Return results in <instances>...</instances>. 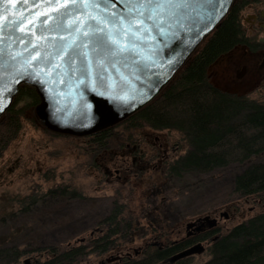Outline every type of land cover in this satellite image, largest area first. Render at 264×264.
Segmentation results:
<instances>
[{"label":"water","instance_id":"95a60500","mask_svg":"<svg viewBox=\"0 0 264 264\" xmlns=\"http://www.w3.org/2000/svg\"><path fill=\"white\" fill-rule=\"evenodd\" d=\"M232 2L188 0L165 5L162 18L145 17L142 23L135 17L126 19L127 9L134 6L124 0H112L107 9L101 5L99 12L94 4H0V91L12 89L0 97L4 105L0 117L12 104L18 86L27 84L39 98L34 113L45 129L85 136L115 125L159 93L224 18ZM88 16L104 20L91 25L105 30L103 51L92 37H83L87 26L73 25L77 20L87 23ZM129 22L136 35L124 37L122 30H127ZM76 28H81L80 34ZM113 40L128 50L113 55L117 47ZM74 42L82 48L66 58L65 49Z\"/></svg>","mask_w":264,"mask_h":264},{"label":"flooded vegetation","instance_id":"af4514ba","mask_svg":"<svg viewBox=\"0 0 264 264\" xmlns=\"http://www.w3.org/2000/svg\"><path fill=\"white\" fill-rule=\"evenodd\" d=\"M241 3L239 20L245 35L244 42L221 57L229 58L241 49L244 60L235 76L244 70L239 78L257 77L264 88V0H241ZM126 119L85 136L59 134L40 125L53 136L71 139L68 149L74 148L82 159L74 168L82 170L86 167L91 171L97 192L108 185L119 191L132 188L144 193L137 202L128 204V207H133L129 209L130 218H125L122 212L127 204L112 203L111 210H115L109 215L114 218L108 219L101 214L93 224L84 218L80 221L84 225L76 224L81 236L75 238V233L65 236L54 234V241H65V244H51L49 247L53 252H30L36 258L33 257L32 262L28 260L27 264L53 258L54 251L70 256L74 249H79L76 257L98 258L96 264H194L192 260L198 254L207 253L211 257L209 249L221 236L223 228L221 216L226 218L228 214L214 209L195 217L186 218L183 214L179 217L178 203H170L169 193L172 191L177 195L175 199L183 197L179 187L168 185L172 178H178L170 172V167L181 157L177 141L170 137L172 131H177L153 128L143 122ZM48 193L55 198H63L65 208L74 206L71 204L72 195L76 193L68 185H54ZM87 204L85 208L94 212L100 206L95 202ZM86 213L89 216L91 211ZM212 220L215 222L213 227L210 226ZM71 229L74 230L73 227Z\"/></svg>","mask_w":264,"mask_h":264},{"label":"trees","instance_id":"16d2710c","mask_svg":"<svg viewBox=\"0 0 264 264\" xmlns=\"http://www.w3.org/2000/svg\"><path fill=\"white\" fill-rule=\"evenodd\" d=\"M242 3L241 0L232 2L224 18L172 79L126 120L182 134L187 151L170 167L172 175L178 178L185 174L208 175L231 165H241L236 173L227 176L233 199L264 198V102L248 94L223 91L207 75L214 62L244 42L239 20ZM22 101L27 102L18 109L17 104ZM38 102L33 87L18 86L12 104L0 117V151L19 134L22 109L34 108ZM32 200L26 202L30 204ZM18 211L27 213L29 209L25 206ZM106 218L114 217L107 214ZM19 225L10 226L6 238L0 239V264H17L30 252H53L46 247L47 243H18L16 235H26L34 227L28 228L26 222L24 227ZM209 250L211 257L202 264H264V210L231 227ZM78 251L72 250L70 256L54 251L53 258L39 259L34 264H77Z\"/></svg>","mask_w":264,"mask_h":264},{"label":"rangeland","instance_id":"374dc122","mask_svg":"<svg viewBox=\"0 0 264 264\" xmlns=\"http://www.w3.org/2000/svg\"><path fill=\"white\" fill-rule=\"evenodd\" d=\"M242 54L241 49H238L233 56L221 57L214 62L207 71L208 79L223 91L240 94L248 92L250 97L264 102V88L260 86L257 77L244 79L235 76V72L244 60ZM25 102L18 103L17 108L23 107ZM26 108L22 109L20 118L22 128L19 134L0 151V239L6 238L10 226L20 224L24 227L26 222L29 223L28 228L34 226L33 230H27L26 235L18 233L15 238L18 243L41 242L47 243L46 247H49L56 242L57 245L62 246L65 241H54L52 239L54 234L65 236L75 233L73 234L75 238L81 236L76 224L79 226L84 218H88L93 224L99 215L106 216L111 211L110 206L114 200L117 203L127 204V207L122 208V212L125 218H130L129 209L133 207H128V204L137 202L144 191L136 192V189L132 190V188L119 191L115 186L105 185L97 192V184L91 171L86 167L82 170L74 168L82 159L78 157L74 148L73 151L68 149V142L71 139L53 136L44 130L33 108ZM170 137L177 141L178 155L182 156L187 151V144L182 134L172 131ZM240 167L241 165H231L208 175L185 174L180 178H172L173 181L171 180L168 185L179 187V192H183V197L180 199H175L177 195L173 191L169 193L170 203H178L179 217L183 215L186 218L195 217L214 209L222 210L228 214V217L221 216L220 219V222H223L220 231L222 235L234 225L261 213L264 210V198L233 199L230 194L228 177L236 173ZM54 185H68L72 188L76 193L72 195L71 204L74 206L65 208L63 198L50 196L48 190ZM24 199L27 200L21 202ZM29 199H33V203L26 202ZM90 202L100 206L95 212L93 209H88L91 211L88 216L86 212L89 211L85 207ZM25 206L29 209L27 213L18 211ZM72 227L74 230L71 229ZM35 256L34 253L26 254L17 264H24L25 259L32 262ZM209 257L207 253L198 254L192 261L194 264L203 263ZM98 261V258L87 257L80 258L77 264H96Z\"/></svg>","mask_w":264,"mask_h":264},{"label":"snow or ice","instance_id":"6c2138e0","mask_svg":"<svg viewBox=\"0 0 264 264\" xmlns=\"http://www.w3.org/2000/svg\"><path fill=\"white\" fill-rule=\"evenodd\" d=\"M48 3V4H63V5H96L97 11L99 12L100 6L103 5L104 9H107V6L112 3V0H0V4L3 3ZM124 2L128 5H133L134 7H129L127 9L128 17L127 20H131V18L135 17L137 18L138 23H142L143 18H147L148 20H153L155 17H163L164 12L166 9L163 7L165 5H172V4H187L188 0H124ZM222 3V0H221ZM115 15V14H113ZM0 21H3V17L0 16ZM87 23H85V20H77L73 21V25L79 23L87 26L89 28L88 31L82 32V35L84 38L92 37L95 41L97 47H99L102 51L106 47L105 39H104V28L102 27H91L93 22H97L99 24H103L104 20L102 18H99L97 16H88L86 17ZM76 33H81V28L75 29ZM123 36L127 37L129 35L135 36V30L133 29L131 23L129 22L127 30H122ZM3 33V25L0 23V34ZM110 38V36H109ZM74 41L78 40V37H73ZM3 42L2 36H0V43ZM20 43H25V41L20 40ZM30 43V42H29ZM112 43L116 45V50L112 54L115 55L117 52H124L128 50L125 47H120V41L119 40H113ZM129 48L135 47V45L129 44ZM82 48V45L79 42H74L70 45H68L65 49V56L71 57L77 54L78 50ZM25 51H27V48H25ZM94 51V50H93ZM81 55L83 53H80ZM35 59V58H34ZM103 61H101V64ZM12 89L8 90V93H4L3 91H0V97L6 94H10ZM4 108L3 101L0 99V111H2Z\"/></svg>","mask_w":264,"mask_h":264}]
</instances>
